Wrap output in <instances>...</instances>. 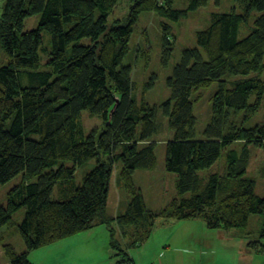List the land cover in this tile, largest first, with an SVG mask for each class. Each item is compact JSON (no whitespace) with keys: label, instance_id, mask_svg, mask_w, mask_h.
I'll return each mask as SVG.
<instances>
[{"label":"trees","instance_id":"1","mask_svg":"<svg viewBox=\"0 0 264 264\" xmlns=\"http://www.w3.org/2000/svg\"><path fill=\"white\" fill-rule=\"evenodd\" d=\"M118 1L6 0L0 17V47L8 60L0 65V183L21 173L24 178L0 206V229L25 209L18 225L25 250L3 246L11 264H33L31 251L99 222L138 226L133 243L140 244L158 219H202L208 228L231 229L246 228L251 214L264 213V196L256 193V180L247 175L249 146H264V123L245 127V118L260 108L264 98V80L259 77L264 70V0H246L244 13H213L210 25L197 32L206 55L198 47L183 49L167 79L171 96L159 105L143 102L141 107L132 95V66L123 63L140 13L155 11L178 21L209 0H190L186 9L174 8L173 0H135L123 21L110 24L108 17ZM251 10L258 15L251 31L240 38ZM33 15H39L37 27L25 30V20ZM43 30L52 36L45 68L38 52ZM162 40V63L167 65L173 44L167 32ZM238 75L245 77L228 80ZM215 82L218 89L212 96L205 137L197 138L193 92ZM85 109L104 121L100 132L85 133L80 124ZM161 112L174 130L173 140L166 144L165 167L177 174L182 197L151 211L133 175L138 168L155 164L154 142H143L158 132ZM237 141L243 142L242 151H228L226 173H211L204 183L200 171L211 168L223 149ZM90 160L94 165L77 186L76 170ZM118 161L131 200L124 213L109 216L105 208ZM34 176L37 182H28ZM65 182L70 187L61 188L62 198H52L55 186ZM189 192L191 196L185 197ZM111 245L117 250L116 264L133 263L113 231ZM249 246L263 250L264 227Z\"/></svg>","mask_w":264,"mask_h":264},{"label":"rangeland","instance_id":"2","mask_svg":"<svg viewBox=\"0 0 264 264\" xmlns=\"http://www.w3.org/2000/svg\"><path fill=\"white\" fill-rule=\"evenodd\" d=\"M135 0H119L109 15V23H115L118 20L123 21L134 3ZM190 0H173V7L177 9H186ZM6 0H0V16L3 12ZM234 10L238 13L246 12V0H221L216 3L215 0L200 6L197 9L189 10L186 16L181 17L178 21L171 20L167 17L159 15L155 11H143L140 13L137 25L134 28L131 41L130 51L123 59L124 64L132 66L133 78V99L136 101L138 107H141L143 102L151 105H159L171 96V90L167 84L168 77L172 74L173 67L181 60L182 51L185 48L198 47L204 55V49L198 45L197 32L205 29L211 23V16L213 13H224ZM247 22L241 26L239 37L246 36L253 27V22L258 11L251 10L248 13ZM39 22V15H33L25 20L24 29L30 30L37 27ZM167 32L169 41L173 44V54L167 65L162 63L163 51V34ZM86 41H88L86 39ZM52 50V36L48 30L42 31V44L39 47V55L41 58V68H45L46 62L50 57ZM7 56L0 47V65L7 63ZM255 73H251V76ZM245 76H233L228 80H238ZM259 77L264 80V70L259 74ZM153 82L149 88L148 83ZM25 83V79L23 80ZM218 89V83L215 82L211 86L201 87L193 92L194 112L197 118L195 125V134L197 138H204L205 128L211 116V100L212 96ZM255 96L250 98L252 103ZM264 123V98L260 108L249 118H245V127H253L256 124ZM11 120L6 122V126H10ZM86 134L93 130L100 132L105 123L99 115L92 114L88 109L83 110L80 119ZM158 132L143 144L154 142L155 144V164L151 168H138L133 175V182L136 186L141 188L144 195L147 208L151 211L161 210L167 208L175 199H179L182 195L178 192L176 187L177 174L168 171L165 167L166 144L173 140L174 130L169 125L166 116L159 114L158 118ZM243 142L237 141L227 145L217 160V162L208 169L200 171L205 183L207 177L211 173L218 172L221 175L226 173L228 164L227 153L231 149L242 151ZM251 157L247 169V175L256 180V193L264 196V146L254 147L249 146ZM71 165V162L66 163ZM94 161L90 160L86 165L79 166L75 173V184L77 186L82 184L85 173L92 168ZM122 164L120 161L114 164L113 175L110 180V194L108 197L107 212L116 210H125L120 205V199L124 196L131 199V195L125 188L118 186V183H123L121 179ZM24 175L21 173L8 182L0 183V206L7 202V195L9 190L16 184L23 181ZM38 177L34 176L28 182H37ZM70 184L65 182L61 186L57 185L54 188L52 198H62L61 188L68 190ZM185 197H190L191 193H186ZM25 209L21 208L13 215V220L9 225L0 229V264H11L4 253L3 246L5 244H12L18 252L25 250L23 238L19 232L18 225L21 223ZM203 221L202 219H197ZM264 227V213L251 214L246 228H237L240 232H251V240H257L260 231ZM60 241V240H59ZM40 249L35 251L30 257L34 264H53L50 257L51 253L47 250ZM254 253V252H250ZM35 260V261H34ZM250 262V261H249ZM246 262L245 263H249ZM236 264V262H234ZM253 264H259L254 262Z\"/></svg>","mask_w":264,"mask_h":264},{"label":"crops","instance_id":"3","mask_svg":"<svg viewBox=\"0 0 264 264\" xmlns=\"http://www.w3.org/2000/svg\"><path fill=\"white\" fill-rule=\"evenodd\" d=\"M117 185L125 188L123 183ZM130 200L125 196L120 199L123 211L107 212L105 209V212L109 216H118L127 210ZM137 229L134 225L99 222L91 229L31 251L29 259L33 263L32 254L44 249L51 253L53 264H116L117 250L111 245L113 231L118 245L132 257V264H264V248L257 251L249 246L252 241L249 231L211 229L197 219H158L147 238L135 244Z\"/></svg>","mask_w":264,"mask_h":264}]
</instances>
